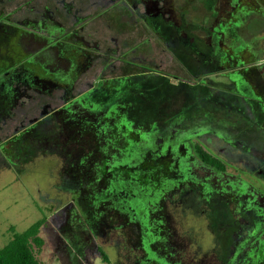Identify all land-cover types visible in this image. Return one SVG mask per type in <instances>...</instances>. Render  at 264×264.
Returning a JSON list of instances; mask_svg holds the SVG:
<instances>
[{"label": "flooded vegetation", "instance_id": "1", "mask_svg": "<svg viewBox=\"0 0 264 264\" xmlns=\"http://www.w3.org/2000/svg\"><path fill=\"white\" fill-rule=\"evenodd\" d=\"M37 2L40 4L41 0ZM67 3L72 4L71 10ZM233 3L234 0L229 3L230 7ZM193 4L196 9L200 6L206 9L209 17L200 22L188 19L185 12L178 15L175 8L166 7L162 0H69L66 3L44 0L40 6L44 10L42 21L37 16L36 22L42 28V44L48 38L53 39L56 44L54 55L58 58L53 71L58 75H50L51 70L46 69L48 72L39 75L40 79L59 80V75L67 68V57L61 52L72 50L76 58L78 55L84 57V65L80 66L77 58L71 69L79 80H83L85 74L87 76L84 85L76 90L81 93L92 90L102 76V84L97 88L108 81L119 82L114 85L117 92L127 85L136 88L133 91L138 96L123 105H100L101 109L94 103L80 109L73 106L70 113L64 109L56 118L53 155L63 154L66 161L60 164L61 171L78 173L76 178L86 173L89 177L94 175L97 184L104 183L105 195H108V188L114 191L113 195L118 194V198L123 193L125 200L130 199L133 206L129 207L132 211L122 212L106 199L107 196L93 200L89 195L91 190H82L74 194L78 195L75 199L80 202V207L70 201L69 213L77 212L79 219L74 227L64 221L61 229L76 231L81 227L80 218L87 217L85 210L91 212L93 207L96 212L101 208L96 217L89 219L98 222L103 213L109 212L115 214L118 221L125 218L131 229L138 228L139 242L144 245L146 258H136L134 264H181V261L199 264L200 260L195 256L184 260L175 246L177 232L167 221L171 216L177 218L180 211L185 219L186 213L196 220L202 219L204 234L214 237L206 264H264V193L262 188L227 169L233 162L232 167L237 173L264 182V81L261 77L260 81L256 78L254 82L253 73L255 69L264 68V63L248 70L241 68L246 58L254 57L247 52L254 51V44L242 35L230 38L233 31L228 32L227 26L245 21L242 15L247 11L243 6L224 20L217 19L218 0H193ZM46 11L51 18H43ZM51 24L50 31L47 25ZM61 43L66 50L59 48ZM50 47L44 45L40 50L43 65H46V53ZM242 48L244 50L240 51ZM94 61H104L106 67ZM10 74L12 78L5 82L8 83L6 89L12 88L10 85L14 80L20 81L24 91L29 92L32 86H37L30 83V73L14 70ZM190 76L197 80L198 90H193L197 97L190 94L191 89L187 91ZM164 78H168L175 88V95L171 101L164 97L160 103H148L143 98V91L162 89L163 86L152 83ZM129 83H136V86ZM56 92L59 91H40L45 101L42 116H45L44 111L52 112L48 109L50 99L55 100L57 96ZM226 105L228 113L224 117L220 107ZM60 107H55V113ZM199 118L205 127L208 126L206 123L212 122L217 128H200L196 123ZM194 123L197 124L196 130L187 133L185 129L189 130ZM173 124L180 127L175 129L171 126ZM168 125L171 133L165 137ZM44 129L43 126L40 131L42 144L50 146L52 139L46 137ZM179 137L184 141L182 145L174 140ZM111 139L116 148H111ZM144 139L149 143L142 149L141 157L136 154L128 156L134 151L139 153ZM130 142H140L139 148H132ZM196 145L219 159L224 169L202 160L196 152ZM17 148L19 146L15 143L11 151ZM113 151H117L116 154ZM115 155L119 163L116 170H122L119 181L106 175L115 167L110 164ZM145 158L147 162H161L155 163L147 172L146 167H139ZM100 167L104 170L96 171ZM109 177L111 181H108ZM86 199L92 204L87 202V206L84 205L82 201ZM137 202L142 205L135 206ZM167 206L176 211L168 213ZM135 208H140L138 217ZM217 217H220L219 222L212 224ZM257 218L263 223L256 228L254 221L259 220ZM126 235L123 231L121 237L124 241ZM243 239L247 244L241 247L239 242Z\"/></svg>", "mask_w": 264, "mask_h": 264}, {"label": "rangeland", "instance_id": "2", "mask_svg": "<svg viewBox=\"0 0 264 264\" xmlns=\"http://www.w3.org/2000/svg\"><path fill=\"white\" fill-rule=\"evenodd\" d=\"M26 1L29 2L25 7L26 14L24 13L22 18L24 19L23 21L18 20L19 24H28L33 28H40L41 25L36 22V17L39 13L43 14L44 10L41 9L40 6H43L44 0H41L40 4L37 0ZM63 1L66 3L69 0ZM162 1L166 7L175 8L178 15L185 12L188 19L200 22L202 18L209 17V13L206 12L207 10L201 6L197 9L192 7L194 6L193 0ZM232 1L233 0H218L216 9L217 19L224 18V20H226V18H230V13L233 16L232 12L237 11L242 6L244 7L243 9L247 11L246 15H242L245 21L242 18L244 22L240 24V30L242 36L246 39L248 38L249 42L254 44V51H247L253 54L254 57L246 58L243 66H241V68H247L246 70H248L250 67L254 68L255 65L259 66L261 63H264V0H234L235 4L233 3V7H230L229 3ZM67 5H69V9L71 10L72 4L67 3ZM61 13L62 16H65L63 10H61ZM43 18L47 19L51 17L46 11ZM52 26V24L47 25L48 30L51 31ZM23 31L24 30H18V28L10 24H6V22H0L1 120L10 111V107H12L16 101L22 100V98L27 102L32 96H35L41 101H44V98L39 95L40 91L52 93L55 90L60 91L62 94L66 93L64 85L57 83V80V82L53 79L43 80L39 77V75H45V72H48L46 69L51 70L49 73L50 75H55L53 71L58 58L54 55L56 54L54 40L49 38L45 40L44 45H49V47H51L50 51L46 53V65H43L41 62L43 54L42 56L41 53L39 54V51L44 46L42 44L43 39L41 36L40 38H34L37 36L35 34L26 33L25 35L22 33ZM243 50L244 48L240 51ZM61 53L64 57H67L65 61L67 67H71L72 64L77 61V58L79 59V64H81L80 66L84 65V57L78 55L76 58L72 50L66 53L63 51ZM71 58L72 60H69ZM15 69L19 70L18 72L30 73V83L36 84L37 86H32L29 92L20 91L19 88L21 84L19 83L16 85L15 83L13 84V89H10L9 92L5 91L8 84L5 82H10L9 80L12 78L11 74H14H10V72H13ZM253 73H255L254 82L256 78L258 81L263 78L262 80L264 81V68H260L259 70L255 69ZM68 99L69 95L64 98V102L66 103ZM42 114L46 115L48 111H44ZM54 125L55 122L45 123L44 126L45 135L52 139L50 140V147H53L54 142ZM23 127L24 126H21V132L26 134L24 135V139L26 140L29 132L27 128ZM21 132H17L13 137L0 143V150L5 154L3 160L0 159V248L12 237L13 232L23 231L35 222L40 215H44L46 221L40 227L39 231V235L43 239V245L40 251H35V255L40 264H107L102 260L99 251L107 255L111 264H134L136 258H146V253H144L143 248L144 245L141 241L139 242L140 236L137 232L138 228L137 230L135 227L131 229L125 218L118 221L115 219V214L107 212L102 214L98 222L89 219L90 217H96L97 211L101 212V208H99V210L97 209L96 212L93 207L91 212L85 210L88 213L86 214L87 217L84 216V218H80L82 220V223L80 222L82 230L77 231L79 235L74 237L75 233L71 228H69L68 231L67 229H61L63 223L66 221L67 224L74 227L76 224L75 221L79 219L77 212L73 214L69 212H71V200L76 207H80V202L75 199L78 195L74 196L75 193L78 194L80 192V189H76L72 194L59 188L60 174H62L63 177H69V174L68 172L61 171V160L54 155L40 153L31 158L28 162H19L16 158L10 156V150L15 144L13 140L16 137L22 138ZM24 139L23 142H25ZM148 143L149 141L144 139L141 141V148L137 146L140 142H136V144L132 142L130 146H137V148H139V153H137L136 156L140 158L143 153L142 149L145 148ZM7 160L11 167L5 165ZM232 163L233 162L230 163V166H227L229 172L238 174L245 180L251 182L254 186L262 188L264 193V182L262 183L248 174L237 173L232 167ZM73 174L75 176L78 173L73 172ZM100 188L101 187L97 186L95 190L99 191ZM93 196L94 195H92V197ZM87 202L92 204L90 199H88V201L87 199L82 201L86 206ZM139 205H142V203L137 202L135 206ZM86 206L85 208H87ZM167 208L168 213L171 211L174 213L176 211L171 210L170 206H167ZM139 211L140 208L134 209V212L137 213V217ZM193 211H195L196 214L198 213L196 210ZM185 216L186 219L184 214L179 211L177 218L171 216L169 218L170 220L167 221L170 225L168 226L177 232L174 243L177 251L180 252L179 256L181 255L184 260H187V258L191 259L195 256L197 260H200L199 264H206V259L210 256L214 237L208 233L204 234V229L201 226L202 219L196 220L191 218L187 213ZM85 218L87 220H85ZM69 219H71V221ZM92 222H94L93 225ZM123 231L127 234L125 236V241L124 238L121 237ZM69 238H73V246L70 244L71 240H69ZM189 242H191L192 245L189 244ZM78 245L80 246L78 247ZM161 256L165 255L162 254ZM174 257L177 258L178 255L176 257L175 254ZM202 258H205V261H203ZM153 264L155 263L153 262ZM181 264H184V261H181Z\"/></svg>", "mask_w": 264, "mask_h": 264}, {"label": "trees", "instance_id": "3", "mask_svg": "<svg viewBox=\"0 0 264 264\" xmlns=\"http://www.w3.org/2000/svg\"><path fill=\"white\" fill-rule=\"evenodd\" d=\"M28 1L26 0H0V22H6V24H10L16 28H18V30H24L22 33H24L26 35L27 34H35L37 36H35L34 38H40L41 36V31L42 28H33L32 26L28 25V24H19V21H23L24 19V13H25V7L28 5ZM211 9V7H210ZM26 14V13H25ZM42 16L43 14L39 13L38 18L40 21H42ZM41 18V19H40ZM17 21V23H16ZM39 21V22H40ZM242 23V22H240ZM228 32H231V29L233 31L232 35L230 38H234V37H241L240 35H242L241 33V25L240 24H234V23H230L228 26ZM55 43V42H54ZM56 45V44H55ZM60 49H65L66 47L64 44H60L59 45ZM40 54V51H39ZM91 61V60H90ZM94 63H96L97 65L101 66L104 64V61H94ZM103 68L106 67V65L102 66ZM101 68V67H100ZM187 70L188 67H187ZM15 71H19L17 69H15ZM65 73L59 75V80L57 79L59 84H64L65 86L67 85V87H65V91L66 93L62 94V93H57V96L55 98V100L53 98L50 99V106L48 110H51L52 112L42 116L41 115V111L43 110V103L45 101H41L39 98L32 96L29 100H26L24 98H22V100H18V102L16 101L15 104L10 107V111L6 114V116L1 120L0 118V143L6 141L7 139L13 137L14 135H16L17 132H21V126H24L23 128H27L28 129V137L25 140L24 139V135L22 133V138L21 137H16L14 139L15 143L18 144L19 148H17L15 151H11L10 156H12L13 158H16L19 162H28L30 161L31 158L37 156L40 153H45V154H50L53 155L54 154V145L53 147H50L49 145H45L42 144V137H40V131L43 130V126H45L44 123H54L56 121V118H58L59 116H61L62 114V110L66 109L69 113L70 111H72L74 108L73 106H75L77 109L83 108L86 105H88L89 103H94V106L97 108H100L101 106H113V105H123L124 103H128L130 101H132L133 99H138V96H135V90L136 88H129L127 85L122 88L119 92H117V88L114 87V85H119V82H111L108 81L107 84H104L103 87H99L97 88L96 86H100L102 84V82L100 81L102 79V76L99 77L98 81L95 83V88H93L92 90L88 89V91H84V92H79V90H76L77 87L84 85L85 80L87 78L86 74L84 76H82L83 80H79V78L77 77L76 73L73 72V70L71 69L70 66H68L66 69L64 68ZM55 75H58V73H55ZM191 75V74H188ZM61 77V79H60ZM197 80L194 79V77L190 76L189 80H187L188 85H187V91L188 89H191L190 94L193 96V90L196 91L198 90V84L196 82ZM16 83L19 84L20 81H16L14 80V84ZM153 85H161L163 86L162 89L160 90H154V88H150V89H145L143 91V93H141V95L143 94V98L146 99V101L152 105L156 104V103H160L164 100H170V98L175 95V93L173 92L175 90V88L171 85V83L168 81V78H164L162 81H158V82H153ZM15 85V86H16ZM129 85H135V84H130ZM13 89V84L10 86ZM10 89H6L5 91H10ZM20 91H24L23 86L21 85L19 88ZM143 90V89H141ZM7 92V93H8ZM186 94V93H185ZM183 94V95H185ZM40 95V94H39ZM69 95V99L67 100V102H64V98ZM42 96V95H40ZM190 96V97H193ZM198 96V94H197ZM196 96V97H197ZM163 99V100H162ZM180 99H178L179 101ZM38 102V104H37ZM64 105H63V104ZM61 105V107L59 108V110L57 111V113H55V107ZM63 105V106H62ZM222 115H224V117L227 115L228 113V106H221L220 107ZM215 111V110H213ZM212 114V113H211ZM208 118H210V116H208ZM201 118H199V120H196V123L198 122L200 125V128H217V124H212V122H208L206 123L208 120H205V123L208 126H204L201 121ZM41 123V124H40ZM196 123L191 125V128L188 130L187 128L185 129V131L191 132L193 130H196ZM196 124V125H195ZM151 125V124H150ZM173 126V128L177 129L180 126L177 127L176 124L171 125ZM228 126V125H227ZM147 127H149V125H147ZM245 127V126H242ZM253 128L255 126H252ZM167 134L165 133V137H167L170 133H171V127L170 125L167 126ZM131 129V128H130ZM188 130V131H187ZM133 131V129H132ZM177 133H181V131H178ZM46 137H48L46 135ZM23 139L25 140V142H23ZM50 140V139H49ZM176 140L177 144L182 145L184 143L183 139L181 137L174 139ZM111 148L113 147H117L116 144L113 142L114 140L111 139ZM132 142H130L131 144ZM128 144V143H127ZM134 148V146L132 147ZM196 152L199 154V156L202 158V160H204L206 163L212 164L214 166H216L217 168L220 169H224V164L216 158H213L210 154H207L206 152H204L200 146L196 145L195 146ZM117 151H113V153ZM137 154L135 151L131 152L129 155H135ZM4 153L1 152L0 150V159L3 160L4 158ZM57 158L59 160H61L62 162H65L66 160L63 158V154L57 156ZM128 158V157H127ZM129 160H133V159H129ZM159 163L161 162V160H157V161H148L145 158V160L140 163L139 167H146L147 168V172H149L150 167H153L155 165V163ZM110 164H113L115 167L113 169H111L112 172H109L106 175H110V177H115V179H117L118 181L121 180L120 178V174L121 172L116 170L118 167V162H117V156H114V161L111 159ZM7 165V167H11L10 163L7 160V163L5 164ZM128 165V164H127ZM130 166V165H128ZM126 169H129L127 167H125ZM115 169V170H114ZM100 170H104L103 167H100V169H96V171H100ZM64 173V172H63ZM69 177H63L62 174H60V183H59V188L61 190L64 191H68L70 193L73 194V192L76 189H80V192L82 190H91V198L94 200L96 198H103L105 196H107V200H109L110 202H112L113 204H116V206L118 207V209L122 212H127L128 211H132L129 207H133L132 205H130L131 200L127 199V201L125 200L123 193H121V197L118 198V194L113 195L112 192L114 193V191L110 190L108 188V191H106V193L108 192V195H105V190L104 187H102V185L104 183H98L97 184V180H96V176H90L89 177V173H86L82 176H78L79 178H76L73 174V172H68ZM77 175V174H76ZM82 177L83 180H82ZM108 179V181H111V179ZM101 187L99 189V191L95 190V187ZM126 190V188H124ZM88 193L85 194V196H87ZM92 195H94L92 197ZM130 197V195H128ZM120 199V200H119ZM97 200V199H96ZM132 204V203H131ZM264 209V206H263ZM84 215V213H83ZM259 220H255L254 221V226L257 228L258 226L262 225L263 221L260 218H257ZM220 220V217L216 218V221H212V224H216L218 223ZM46 218L44 215H40V217L33 222L29 227H27L26 229H24L21 232H13L12 237L7 241L6 244H4L1 248H0V264H40L39 260L37 259L36 255H35V251H40V249L42 248L43 245V239L42 237L39 235V231H40V227L45 223ZM228 221H231L230 218H228ZM232 222V221H231ZM222 224V223H221ZM75 230V229H74ZM77 230H82L81 227H78ZM76 231H73L75 233L74 237L76 235H79ZM68 231V229H67ZM73 238H69V240H71L72 246L74 245L73 243ZM240 246L244 247L246 246L247 242H245V240H241L240 242ZM80 245H78L79 247ZM240 247V250H243V248ZM101 257L102 260L107 263V264H111L107 255L101 252Z\"/></svg>", "mask_w": 264, "mask_h": 264}]
</instances>
